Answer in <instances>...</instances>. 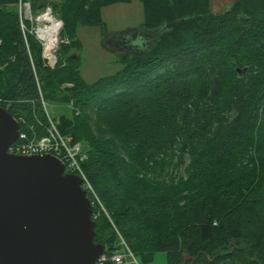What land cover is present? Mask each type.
<instances>
[{
	"label": "trees",
	"instance_id": "1",
	"mask_svg": "<svg viewBox=\"0 0 264 264\" xmlns=\"http://www.w3.org/2000/svg\"><path fill=\"white\" fill-rule=\"evenodd\" d=\"M131 1L0 0L1 106L39 135L40 94L71 106L54 118L83 144L104 251L118 250V232L133 255L165 252L168 264H264V0L219 12L140 0V40L117 36L120 69L86 82L78 28L104 29L102 8ZM26 2L63 22L53 67L26 33Z\"/></svg>",
	"mask_w": 264,
	"mask_h": 264
},
{
	"label": "water",
	"instance_id": "2",
	"mask_svg": "<svg viewBox=\"0 0 264 264\" xmlns=\"http://www.w3.org/2000/svg\"><path fill=\"white\" fill-rule=\"evenodd\" d=\"M19 131L0 106V264H96L104 248L81 177L52 154L9 152Z\"/></svg>",
	"mask_w": 264,
	"mask_h": 264
},
{
	"label": "rangeland",
	"instance_id": "3",
	"mask_svg": "<svg viewBox=\"0 0 264 264\" xmlns=\"http://www.w3.org/2000/svg\"><path fill=\"white\" fill-rule=\"evenodd\" d=\"M19 8H21L23 17L30 21V27L28 29L26 28V33L31 34L40 44L41 42L37 38L39 30L41 28L49 29L50 25L44 22L40 23L37 18L46 13L47 9L51 10V14L60 23V27L62 28L63 26V22L58 14L53 12L50 7H47L36 16L31 15L28 2L23 3ZM101 12L104 21V29L97 26H80L77 32L78 38L82 42V49L79 53L81 58L80 72L84 80L88 83H93L99 77L116 73L121 67L119 63L121 52L125 50V48L121 47L122 44L118 42L117 38L124 36L131 39L132 35L134 36L142 29L140 25L143 12L140 0H132L130 3L108 5L103 7ZM21 26L22 28L24 27L22 24ZM58 36L59 35H57V42L55 43L54 51L57 50L60 41H67L60 40ZM44 51L46 54V46L45 48L44 46L42 47V53H44ZM54 53L55 52H53L52 55ZM47 62L48 61L44 59L45 65L49 67H53L56 63L50 65ZM40 100L44 111H47V113L53 118H57L61 114L70 115L71 113V106L68 103L45 102L44 107V100L41 95ZM95 213L98 214V212ZM123 264H168V262L165 252H157L148 259L143 255L134 254L133 258L128 257Z\"/></svg>",
	"mask_w": 264,
	"mask_h": 264
},
{
	"label": "built area",
	"instance_id": "4",
	"mask_svg": "<svg viewBox=\"0 0 264 264\" xmlns=\"http://www.w3.org/2000/svg\"><path fill=\"white\" fill-rule=\"evenodd\" d=\"M37 38L40 40L43 47L44 43L42 39H40L38 35ZM53 52H55L54 48L52 50V53ZM42 56L45 60L48 61L47 63L50 65H53L56 62L55 53L53 54V61H51L49 57L45 56L44 53H42ZM43 103L45 107V102ZM2 104L8 107L11 102L9 100H3L0 98V106ZM46 117L47 124L44 126L45 133L41 135H39L38 132L31 126H28L27 122L24 120L23 117L19 116L18 119L16 118L19 124L21 122L23 128H21L20 124L18 139L10 145L8 149L9 152L21 155L48 153L56 156L63 162L65 172L79 175L82 179V188L86 192H90L96 199V201H98L93 191V187L87 179L83 170L82 163L86 159V154L84 152L82 142H74L72 141V138L70 136H65L61 134L57 127L58 121L55 118L51 117L47 113V111ZM92 203L93 202H91V204ZM99 206L103 211H105L102 205ZM96 215L97 214H94L93 217H96ZM117 236L119 240L118 250L114 252H108L103 250V253L99 256L96 264H123L128 257L133 258V253L128 248L123 237L118 232Z\"/></svg>",
	"mask_w": 264,
	"mask_h": 264
},
{
	"label": "bare ground",
	"instance_id": "5",
	"mask_svg": "<svg viewBox=\"0 0 264 264\" xmlns=\"http://www.w3.org/2000/svg\"><path fill=\"white\" fill-rule=\"evenodd\" d=\"M37 20L40 23H48L50 25L49 29H43L41 28L39 30L38 37L42 39L44 43V48L46 46V54L44 51L45 56L49 57L51 61H53L54 56L52 55V50L55 47V43L57 41V35L60 29V23L57 21V19L47 10L46 13L39 16ZM51 49V50H48ZM49 55V56H48ZM51 56V57H50Z\"/></svg>",
	"mask_w": 264,
	"mask_h": 264
},
{
	"label": "crops",
	"instance_id": "6",
	"mask_svg": "<svg viewBox=\"0 0 264 264\" xmlns=\"http://www.w3.org/2000/svg\"><path fill=\"white\" fill-rule=\"evenodd\" d=\"M234 0H210V9L213 12H219L228 7ZM140 40L139 36L136 34L131 37V40L137 41Z\"/></svg>",
	"mask_w": 264,
	"mask_h": 264
}]
</instances>
